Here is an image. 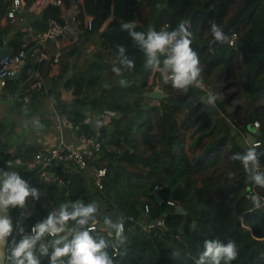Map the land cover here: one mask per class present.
<instances>
[{
  "label": "trees",
  "instance_id": "1",
  "mask_svg": "<svg viewBox=\"0 0 264 264\" xmlns=\"http://www.w3.org/2000/svg\"><path fill=\"white\" fill-rule=\"evenodd\" d=\"M33 1L25 0L26 6ZM238 1L81 0V25L75 37H61L66 43L58 59L55 61L50 55L38 64L44 87L34 95L49 99L56 112L73 124L77 136L91 137L99 143L98 150L88 158L85 171L66 175L70 179L67 188L49 181L45 199L52 201L55 208L64 202L95 201L99 225H104L105 216L113 222L124 218L122 245L114 237L108 238L104 231L93 233L115 245L116 251L113 245L108 249L113 264H195L204 241L209 239L236 243L238 256L231 264H264V188L248 179L239 161L231 160L234 153H243L252 146L244 139L249 133L251 139L260 142L256 151L262 153L260 171H264V113L259 112L257 105L264 99V0H242L236 10L234 26H240L237 36L240 49L236 48V41L234 45L220 44L216 50L210 46L211 24L224 28L233 16L232 6ZM10 3L11 0H0V19L6 18ZM88 16L92 18L90 28ZM20 17L23 21L6 18L5 24L0 25V46L6 42L10 53L18 51L27 40L26 32H41L46 28L44 13L34 15L24 11ZM127 21L137 22L136 31H147L150 27L171 31L181 22H188L191 47L202 69L201 78L211 93L218 88L215 74L230 67L237 58L243 68L246 124L234 132L229 123L231 114L220 108L219 101L215 102L218 113L210 111L202 101L185 108L194 92L205 95V99L208 94L198 87H190L186 93L178 91L165 83L159 72L145 69V57L120 28ZM90 45L94 46L87 51ZM118 46L126 48V54L136 65L122 76L111 70ZM31 47L29 44L27 50ZM28 59L31 65V53ZM56 63L58 74L51 75ZM120 79L127 80L128 86H121ZM16 82L17 79L10 78L4 88L14 92ZM60 87L71 90L69 99L64 98ZM155 87H159L162 95L154 94ZM87 109L111 112L112 120L97 126L87 119ZM255 120L259 123L258 133L250 132L247 127ZM186 132H189L188 141ZM221 146L226 162L216 173ZM6 147V141L0 137L2 170H8L10 162ZM11 164L12 170L24 179L31 178L37 185L36 170L26 172ZM93 167L105 168L100 190L93 183ZM212 168L208 177L200 180L193 177L196 171ZM155 186L159 188L157 191L153 190ZM252 195L261 197L260 208L253 207ZM171 200L186 213H176L168 203ZM145 205L149 207L146 215ZM18 209H11L10 214L14 216ZM45 211L33 213L19 225L28 231V226ZM158 219L162 223L144 231L146 238L135 229L136 224L145 225ZM13 237L20 238L16 226ZM41 264H48L46 257L41 258Z\"/></svg>",
  "mask_w": 264,
  "mask_h": 264
},
{
  "label": "clouds",
  "instance_id": "2",
  "mask_svg": "<svg viewBox=\"0 0 264 264\" xmlns=\"http://www.w3.org/2000/svg\"><path fill=\"white\" fill-rule=\"evenodd\" d=\"M136 27L135 21L122 22L120 25L145 57V69L159 72L165 83H170L172 88L181 92L186 93L190 87H202L200 61L191 47V33L185 24H179L171 31H157L151 27L147 31H136ZM210 32L214 43H233L215 23L211 24ZM126 51L123 46L117 47V56L111 69L117 76H122L124 71L136 66ZM118 83L128 86L125 79H120ZM215 101V94L209 92L204 102L214 105ZM257 147L259 145L249 146L243 153H234L231 160L239 161L248 179L257 187L264 188V171H260L259 161L262 153L256 151ZM7 169L0 170V264H41L42 257L47 258L48 264H113L108 252L112 246L110 242L93 235L99 223V209L95 201L64 202L32 225L29 231L17 225L16 231L20 238L17 240L13 237L14 226L9 211L23 209L29 198L38 201L41 193L19 172L12 170L11 162H8ZM250 199L255 209L261 207V197L257 195ZM103 224L115 242L122 245L124 222H113L105 216ZM237 256L238 249L234 241L222 243L217 239H209L204 241L203 251L195 264H231Z\"/></svg>",
  "mask_w": 264,
  "mask_h": 264
},
{
  "label": "built area",
  "instance_id": "3",
  "mask_svg": "<svg viewBox=\"0 0 264 264\" xmlns=\"http://www.w3.org/2000/svg\"><path fill=\"white\" fill-rule=\"evenodd\" d=\"M44 1H47V6L43 10L46 28L41 32H26L24 37L27 38L24 42L21 43L20 49L14 53H10L9 50L7 53L0 58V87L3 88L6 86L7 80L12 78V76L19 71L21 65L25 62V58L29 53H31L32 64H28L25 68V88L27 90L33 89H41L44 87V82L42 79V75L40 73L38 64L43 59H49L50 55L46 52V44L52 40H56L60 37H66L68 39H72L75 37L78 28L81 25L80 18V1L81 0H34L31 4L26 6L25 0H11L8 10L6 11V18L11 20L18 19L20 20V12L24 9H28L32 12L37 10L41 4H44ZM51 6L60 7L63 11L62 17L60 19L54 17L51 14ZM91 16L87 17V27L91 26ZM188 24V22H185ZM189 25V24H188ZM165 27V26H164ZM163 27V28H164ZM238 33L231 34L230 40L233 43H228L229 45H234L236 41ZM29 44H32L33 47L29 48L30 52L28 53L27 47ZM1 48V46H0ZM58 53L53 55V59L57 60ZM205 94L209 93L208 86L204 83L202 87H198ZM154 89H157L155 87ZM59 122L64 127L69 129H73V124L67 120L65 116H59ZM257 124L259 123L255 121L253 126L257 129ZM260 142L254 139L252 146L258 145ZM86 145L87 148H80L81 146ZM99 143L91 138V137H79V146L73 147L60 142L54 147L47 148L44 150H38L33 155V165L36 168V175L38 180V185L35 186L30 179H25L29 182L31 186H34L40 190L41 196L39 202L46 204L48 211L44 212L43 215L37 217L29 226L28 231L31 226L35 223L39 222L47 214L55 208L52 201L49 199L42 200V194L46 191L44 189L46 186L47 180V171L52 170L53 181H55L60 187L67 188L70 183V179L66 177V175H73L75 173L85 171L87 169V160L93 154L94 151L98 150ZM91 174L93 178V183L97 189L103 188V178L105 176V168L104 167H93L91 169ZM159 188L157 186L154 187V191H157ZM256 195H252L255 197ZM33 201L29 198L26 206L23 209H18L15 214V217L12 216L13 226L19 225L23 220L29 218L33 213H38ZM170 205L174 208L176 207V201H168ZM149 212L148 205L144 206V215ZM122 220L124 222V218H120L119 221ZM162 221L160 219L156 220L155 223H149L145 225H141L144 231H148L154 224H161ZM96 230L104 231L106 236L110 239H113V236L108 234V229L104 225L97 224ZM114 250L116 251V247L112 244Z\"/></svg>",
  "mask_w": 264,
  "mask_h": 264
},
{
  "label": "crops",
  "instance_id": "4",
  "mask_svg": "<svg viewBox=\"0 0 264 264\" xmlns=\"http://www.w3.org/2000/svg\"><path fill=\"white\" fill-rule=\"evenodd\" d=\"M97 1L101 2L102 0ZM47 5V1H44V4L37 7L35 12L24 9L20 14L26 11L34 15H39L43 13ZM62 13L63 11L60 7L51 6V14L54 17L60 19ZM6 21L7 19L2 17L0 19V25H4ZM18 21H23V19ZM23 26L24 24L22 27ZM59 40H61V37L46 44V52L49 55L59 54V51L65 47V44L60 47L55 46ZM93 46L94 45H90L87 51H90ZM58 70L59 65L56 63L52 67L50 74L56 75L58 74ZM25 78V75L22 76V73L18 78H15L17 82L14 92H10L4 87L0 90V137L7 143L5 150L9 155V161L23 171L30 172L36 170L33 165V155L36 151L54 147L60 142L77 147L79 146L80 136H77L74 129L64 127L61 122H59V116H62V114L56 112L49 99L34 95L40 89L27 90L25 88ZM59 90L64 97L69 99L71 90H64L62 87H60ZM85 113L89 122L94 124L98 123L97 126L106 123L99 120L96 121L98 118L92 110L87 109ZM101 114L102 113H97L99 116H101ZM244 139L248 144V140L245 137ZM17 161H19V163H17ZM51 171L52 170L47 171L46 187L44 189H47V184L49 181L53 180ZM26 179L31 180L29 177ZM45 195L46 191L42 194V200H44ZM46 200H48V198ZM33 202H35L34 205L37 211L41 209H46L45 212L48 211L47 206H45L48 204V201H46V204H43V202L40 203L39 200ZM36 203H39V207H37Z\"/></svg>",
  "mask_w": 264,
  "mask_h": 264
},
{
  "label": "rangeland",
  "instance_id": "5",
  "mask_svg": "<svg viewBox=\"0 0 264 264\" xmlns=\"http://www.w3.org/2000/svg\"><path fill=\"white\" fill-rule=\"evenodd\" d=\"M242 0H239L238 3L231 8L230 15H234L236 13L237 8L239 7ZM236 29L238 30V34L240 33V26H237ZM66 43L65 40H59L58 43L55 44L56 47L63 46ZM241 63L237 58H234L232 61V64L230 67H227L221 71H218L215 74V79L218 88L213 93L216 96V101L221 102L220 108L227 113L231 114L230 117V126L234 132H237L239 129H241L242 126H244L247 122V110L245 106V96L243 93L244 89V80H243V71H242ZM239 92V95L236 97V92ZM154 94L156 96L162 95V93L159 91V87L157 89H154ZM208 94V93H207ZM202 97H205V95H202ZM65 99H68L64 97ZM215 101V102H216ZM259 112L264 113V99H260L258 101ZM212 109L215 108L216 104L214 105H208ZM95 116L98 118L96 119L101 122L109 123L112 120L113 113L111 112H104L101 114V116L97 115V112L94 111ZM256 121V120H255ZM254 123V122H253ZM96 125L98 123H95ZM252 124V123H249ZM188 133H185L186 141H188ZM153 134L157 136V130H154ZM240 134H243L242 132ZM135 138L137 141H139V137L137 134H135ZM242 142H244L242 140ZM221 159L219 163L217 164L214 172L218 173L220 172L225 165L226 157L224 152V146H221L220 149ZM213 171L212 169H206L201 171H196L193 173V177L200 180L204 177H208ZM15 217V214H14Z\"/></svg>",
  "mask_w": 264,
  "mask_h": 264
},
{
  "label": "water",
  "instance_id": "6",
  "mask_svg": "<svg viewBox=\"0 0 264 264\" xmlns=\"http://www.w3.org/2000/svg\"><path fill=\"white\" fill-rule=\"evenodd\" d=\"M237 16H238V13H235V14L232 16V18L230 19V21L224 26V28H222V30H224L228 36H230L231 34H235V33L238 32V30H237L236 27L234 26V22H235V19L237 18ZM180 24H185V25L188 27L189 32L191 33L190 27H189V25H188L187 23H185V22L183 21V22H181ZM177 26H178V25H177ZM219 45H220L219 43H214V42H213V39H212V41H211V43H210V46H211V49H212V50H216V49L219 47ZM240 47H241V42H240L238 39H236V48H237V49H240ZM7 51H8V45H7V43L5 42V43L2 45V47L0 48V58H1L2 56H4V55L7 53ZM29 51H30V50H28V53H29ZM28 60H29V59H28V55H27L26 58H25V62L21 65L19 71L16 72V73L12 76V79L18 78V77L21 75V73H22V72L25 70V68L27 67ZM0 90H1V87H0ZM197 101H202V102H204V101H205V97L200 96V94H199L198 92H194V93L191 95V97L186 101V103L184 104V106H185V108L188 109V108H190L194 103H196ZM207 108H208L210 111H214L215 113H218V111L215 110V108L212 109L210 106H207ZM247 127H248V129H249L250 132L258 133V131L254 128L253 124H248ZM246 139L248 140V144H249V145H252V144H253L254 139H251V138H250V134H249V133L246 134ZM80 148H87V146H86V145H83V146H81ZM0 170H2V169L0 168ZM154 196H156V197L158 196L157 192L154 193ZM175 212H176V213H179V214H182V213L184 214V213H186V211L183 210L182 207L179 206V205H177V206L175 207ZM8 215H9L10 218L12 219V215L10 214V211H9ZM45 217H46V216H45ZM40 218H41V217H39L38 219H40ZM12 222H13V219H12ZM155 222H156V220L151 221V223H155ZM135 229L137 230V232H138L139 235H141L143 238H146V234H145V232H144V229L142 228V226H141L140 224H136V225H135Z\"/></svg>",
  "mask_w": 264,
  "mask_h": 264
}]
</instances>
